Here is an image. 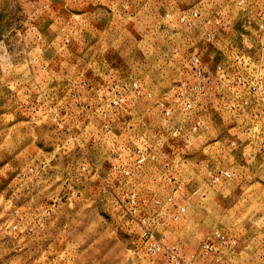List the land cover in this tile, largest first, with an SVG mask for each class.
<instances>
[{
    "label": "rangeland",
    "instance_id": "rangeland-1",
    "mask_svg": "<svg viewBox=\"0 0 264 264\" xmlns=\"http://www.w3.org/2000/svg\"><path fill=\"white\" fill-rule=\"evenodd\" d=\"M0 264H264V0H0Z\"/></svg>",
    "mask_w": 264,
    "mask_h": 264
},
{
    "label": "built area",
    "instance_id": "built-area-1",
    "mask_svg": "<svg viewBox=\"0 0 264 264\" xmlns=\"http://www.w3.org/2000/svg\"><path fill=\"white\" fill-rule=\"evenodd\" d=\"M201 89H199V91H179V92H177V98H192V97H200L199 95H198V92H202V90L200 91ZM206 93H210L208 90H207V92L206 91H203V95L204 96H206ZM210 95L212 96V94L210 93ZM146 154H147V152H146ZM137 158H138V160H137V158H136V160H137V163L138 164H143L145 161H146V158H145V154L143 153V151L141 150V151H138L137 152ZM123 169H124V171H125V174L126 175H130V170H129V168H127L126 166H124L123 165Z\"/></svg>",
    "mask_w": 264,
    "mask_h": 264
}]
</instances>
